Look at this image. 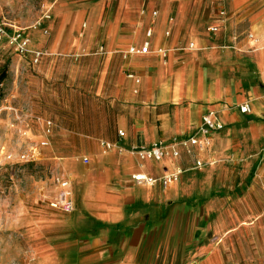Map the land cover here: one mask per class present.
I'll use <instances>...</instances> for the list:
<instances>
[{
  "label": "crops",
  "instance_id": "0c3cea01",
  "mask_svg": "<svg viewBox=\"0 0 264 264\" xmlns=\"http://www.w3.org/2000/svg\"><path fill=\"white\" fill-rule=\"evenodd\" d=\"M48 7L49 19L18 23L0 14L31 36L32 48L47 51L33 65L0 43L25 68L16 140L24 149L46 143L41 176L0 199L8 231L32 238L36 251L51 249L34 264H264V0H50ZM149 28L151 52L127 54ZM160 47L169 49L166 59ZM244 103L250 112L240 110ZM12 107L3 106L7 125ZM210 111L224 128L201 158L216 163L197 166L182 141ZM7 127L12 141L16 130ZM159 141L180 155L156 161L132 150ZM177 168L184 172L167 187L132 178ZM56 176L69 181L71 212L51 205L61 191Z\"/></svg>",
  "mask_w": 264,
  "mask_h": 264
},
{
  "label": "rangeland",
  "instance_id": "374dc122",
  "mask_svg": "<svg viewBox=\"0 0 264 264\" xmlns=\"http://www.w3.org/2000/svg\"><path fill=\"white\" fill-rule=\"evenodd\" d=\"M0 0V14H4L18 23L32 18L43 17L50 13L48 3L50 0H11L9 6ZM3 51H6L5 54ZM16 55L10 50L0 51V96H1V115H0V199L14 196L17 197L20 191V184L32 181L34 176H41V170L46 166L42 159L37 162H28L22 158L25 149L19 146L16 138L22 132L19 126V83L23 75V68L16 60ZM25 74V73H24ZM11 100L14 106L10 110L13 120L8 124L15 129V138L8 141L5 138L7 123L6 113L3 109L5 103ZM16 107V109H15ZM19 109V110H18ZM12 155L9 158V155ZM0 264H34V257L46 256L50 250L45 248L35 250V241L24 233L8 231L6 223L0 218ZM36 255V256H35Z\"/></svg>",
  "mask_w": 264,
  "mask_h": 264
},
{
  "label": "built area",
  "instance_id": "2783aa9c",
  "mask_svg": "<svg viewBox=\"0 0 264 264\" xmlns=\"http://www.w3.org/2000/svg\"><path fill=\"white\" fill-rule=\"evenodd\" d=\"M225 10L220 11V15H225ZM158 15L157 11L153 12V16L156 17ZM45 18H51V14L47 13ZM219 27L216 25H210L208 27V31L216 32ZM45 33H48V30H45ZM153 34L152 28H149L146 32V40L143 42L141 46L131 45L127 49V54H147L151 52V43L150 38ZM169 35V32H167ZM4 42L7 46L13 50L16 54L26 57L28 55L31 56V63L33 65H37L40 63L42 58L46 55L45 49L32 48V38L29 34L25 32L23 28L15 26L14 24L7 21L5 18L0 16V43ZM194 43H190L189 47L194 48ZM100 52H104V47L101 46L99 48ZM157 53L162 55L164 59L167 58L169 49L165 47H160L157 49ZM129 77L135 78L133 73L128 74ZM137 81H139L137 79ZM1 96H0V115H1ZM240 110L243 113H248L251 111V106L249 103H244L240 105ZM52 124L51 121H47L48 127ZM224 128L223 123L219 120L218 114L216 111H210L204 113L201 117V121L198 126V133L189 136L188 138L182 141V146L186 149V152L194 157V162L197 166L204 165H212L216 163V159L211 157L208 160H203L201 158V154L203 152H207L212 145V136L213 133ZM49 129V128H48ZM119 135L124 136V131L119 130ZM45 142L31 144L27 150L22 154V158L26 159L28 162H37L43 158V150L42 147L45 146ZM106 146H110L109 143H104ZM132 150L137 152L141 159H150L160 161L166 156H179L180 151L178 150H170L165 146L163 141H159L149 147H144L140 145H133ZM84 162H88L89 158L84 157ZM182 168H177L174 173L164 174L160 178H156L154 176L145 174V173H136L132 175L134 181L138 183H149L153 184L158 181L162 183L164 187L169 186L174 181H176L179 176L183 173ZM56 183H58L61 187L59 199L51 202V205L60 209L64 212H71L74 209V201L71 197V192L69 190V181L60 177H55Z\"/></svg>",
  "mask_w": 264,
  "mask_h": 264
}]
</instances>
